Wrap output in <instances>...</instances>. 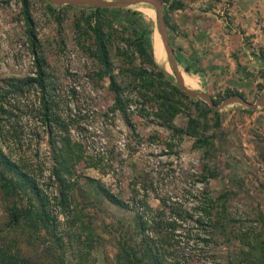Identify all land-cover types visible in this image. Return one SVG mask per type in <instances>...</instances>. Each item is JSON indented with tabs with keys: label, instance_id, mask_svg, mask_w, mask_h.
<instances>
[{
	"label": "rangeland",
	"instance_id": "374dc122",
	"mask_svg": "<svg viewBox=\"0 0 264 264\" xmlns=\"http://www.w3.org/2000/svg\"><path fill=\"white\" fill-rule=\"evenodd\" d=\"M159 1L163 16L167 3ZM48 5L60 12L59 19L52 15ZM107 8H124L121 15L113 19V26L120 32L116 35L134 38L136 28L145 26V23L153 28L150 48L162 65L154 8L144 3ZM125 8L141 14L133 15L138 23L129 28L125 27L129 24ZM91 9L95 8L30 0V13L39 41L38 52L45 59L47 94L54 113L66 126L65 134L86 150L84 155L95 161L100 159L97 167H90L87 158L71 166L67 178L73 189L68 215L63 216L57 204L59 188L52 171L55 162L50 138L56 128L54 124L50 128L42 120L38 87L25 84L29 77L36 75V66L25 32L21 2L0 0V95L5 93V112H0V159L6 157L29 168L50 199V207L58 215L57 233L64 237L65 249L59 250L64 252V264H79L80 259L86 264L106 263L107 257H113L115 247L105 226L115 224L120 218L128 220L134 212L102 198L88 184L89 177L101 180L126 200L131 198L133 189L136 190L135 207L139 206L137 202L144 193L141 183H151V191L145 198L147 205L159 206L155 193L170 201H181L193 215L191 220L182 224L181 234L188 229L199 237L207 235L195 222L199 212H195L194 206L209 196L216 198L224 194L227 196L223 199L226 209L222 211L226 224L224 235L217 236L214 244L207 245L199 240H188L185 248L198 255L196 264H264L260 254L264 248V106L250 109L231 104L214 109L203 99L189 95L194 100L203 101V109L209 105L219 114L220 125L215 127L212 113L205 118L194 109L190 111L200 122L198 130H203L205 119L211 125L206 134L213 135L212 144L206 146L194 145L196 138L185 133L188 124L185 112L173 120L182 132L174 133L173 128L159 125L151 116H133V129L119 111H112L114 96L108 89L109 78L99 80L95 76L99 65L86 50L89 38L81 32L82 22L78 19L81 12L88 13ZM123 25L127 28L125 32L121 31ZM167 32L171 39L172 32L168 28ZM117 42L127 45L125 41ZM113 62L116 72L120 63L117 59ZM169 77L175 84L174 75ZM204 79L205 94L210 99L224 93L225 90L211 89L209 77ZM257 85L264 83L245 82L240 93L254 102L264 96V87L259 89ZM133 113L136 114L135 109ZM209 171L213 175H209ZM204 177L208 180V195H205ZM5 207L6 202L0 194V227L6 221ZM76 211L79 218L77 216L74 221ZM81 221L96 235L93 245L88 246L91 247L89 254L85 253L87 247L82 243L84 232L76 230ZM69 231L77 232L69 239L66 237ZM30 247L28 244L24 249ZM42 248L40 243L39 254Z\"/></svg>",
	"mask_w": 264,
	"mask_h": 264
},
{
	"label": "trees",
	"instance_id": "16d2710c",
	"mask_svg": "<svg viewBox=\"0 0 264 264\" xmlns=\"http://www.w3.org/2000/svg\"><path fill=\"white\" fill-rule=\"evenodd\" d=\"M161 1L167 3V7L163 9L166 27L169 31L174 30L175 25L170 13L174 9L183 7L184 3L182 0ZM20 2L25 32L36 66V75L29 77L25 84H35L38 87L41 92L42 120L47 122L50 128L53 124L56 128L50 138L55 162L52 171L55 183L59 188L57 204L60 214L64 216L68 215L70 192L73 189L72 182L67 178V174H71V166L87 158L90 160V167H97L100 159L95 161L91 156L84 155L86 150L65 134L67 133L66 126L63 121L59 120V115L54 113L53 105L47 94L45 59L38 52L39 41L30 13V0H20ZM48 9L52 15L59 19V11L56 12L50 5H48ZM123 10L124 8L97 7L88 13L81 12L78 18L82 22L81 32L89 38L86 50L99 65L95 76L99 80L104 77L109 78L108 89L114 96L112 111H119L126 124L133 129L135 128L133 116H151L157 120L159 125L173 128L174 133L182 132L174 125V118L181 112H185L188 115L185 133L196 138L194 145H211L213 135L206 134L207 129L211 127L208 125V120L205 119L203 130L200 131L198 130L200 122L197 118L192 117L190 111L192 112L194 109L205 118L208 113H212L215 127L220 125L218 112L209 105L203 109L201 107L203 101L190 98L186 92L172 82L167 73L156 63L150 48L151 26L145 23V26L136 28L134 38L116 35L120 32L113 26L114 20L118 15H121ZM125 11L129 16L127 18L129 24L125 27L129 28L138 23L133 15L141 16L139 11L126 8ZM125 27L124 25L121 27L122 32L127 29ZM116 41H125L127 45H120ZM114 59L120 63L116 72L113 66ZM257 86L259 89H263V85ZM232 95L244 97L236 90L225 89L223 94H219L216 98L212 97V99L215 104H219L223 99ZM4 98L5 93L3 92L0 95V112H5ZM132 105L135 106L136 114L133 113L134 109L130 108ZM50 132L52 131L50 130ZM168 145L171 146V144ZM209 175H213V173L209 171ZM203 179L206 187L205 195H208V180L206 177ZM88 184L109 203L122 209L134 211L128 220L120 218L115 224L105 226L115 247V253L111 259L107 257V262L104 264H196L198 255L186 249L184 244H188V240H199L206 245L214 244L215 238L224 235L226 231L225 217L222 214V211L226 209L223 199L227 196L224 194L216 198L209 196L194 206L195 212H199L195 222L202 227L207 235L199 237L188 229L184 230V234H181L182 224L193 218L188 209L183 207L181 201H170L155 193L160 203L159 206L147 205L145 198L148 191H151V183H141L144 193L137 202L139 203L138 207H135L136 201L134 202L138 192L134 189L131 198L126 200L114 193L99 179L89 177ZM0 194L2 200L6 202V221L4 226L0 227V264H64V252L59 250L65 249V244L63 243L64 237L57 233L58 215L50 207V199L39 187L36 179L29 172V168L6 157L3 160L0 159ZM219 206L221 210H219ZM77 216L76 211L73 214L74 221ZM76 230L84 232L82 243L87 247L85 253L89 254L91 247L88 246L93 245L94 236H96L93 229L81 221ZM76 232H66V237L70 239V235L76 234ZM40 243L43 248L42 253L39 254ZM28 244L32 247L24 249ZM260 254L264 258V248ZM79 264L86 263L80 259Z\"/></svg>",
	"mask_w": 264,
	"mask_h": 264
},
{
	"label": "crops",
	"instance_id": "0c3cea01",
	"mask_svg": "<svg viewBox=\"0 0 264 264\" xmlns=\"http://www.w3.org/2000/svg\"><path fill=\"white\" fill-rule=\"evenodd\" d=\"M182 1L170 13L176 67L160 40L162 65L153 55L160 68L201 93L206 76L212 90L241 92L245 82L264 83V0Z\"/></svg>",
	"mask_w": 264,
	"mask_h": 264
},
{
	"label": "water",
	"instance_id": "95a60500",
	"mask_svg": "<svg viewBox=\"0 0 264 264\" xmlns=\"http://www.w3.org/2000/svg\"><path fill=\"white\" fill-rule=\"evenodd\" d=\"M53 4L62 5V4H72V5H87L90 8L97 7H129L132 5H136L138 3H144L146 5L154 8L156 13V30L160 37L163 48L166 50L167 55L171 58L172 64L176 67V60L173 55V51L170 46L167 27L165 25L162 11H161V3L159 0H49ZM167 73V72H166ZM169 76L170 74L167 73ZM175 84L184 92L192 97H199L206 101L211 107L214 109H220L227 105L231 104H241L246 106L247 108L254 109L259 106L264 105V96L258 97L254 102L247 101L244 97L240 95H232L223 99L221 103L215 104L207 94L201 93L192 89L185 87L182 82L174 75Z\"/></svg>",
	"mask_w": 264,
	"mask_h": 264
}]
</instances>
